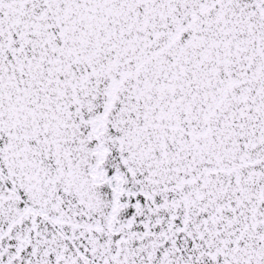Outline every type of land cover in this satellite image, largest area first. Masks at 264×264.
Segmentation results:
<instances>
[{
	"label": "snow or ice",
	"instance_id": "snow-or-ice-1",
	"mask_svg": "<svg viewBox=\"0 0 264 264\" xmlns=\"http://www.w3.org/2000/svg\"><path fill=\"white\" fill-rule=\"evenodd\" d=\"M0 264H264V0H0Z\"/></svg>",
	"mask_w": 264,
	"mask_h": 264
}]
</instances>
